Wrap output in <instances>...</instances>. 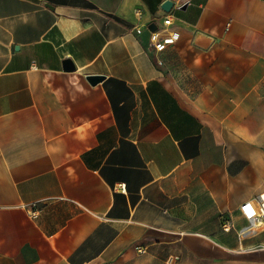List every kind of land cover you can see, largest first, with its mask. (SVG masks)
Returning <instances> with one entry per match:
<instances>
[{
  "label": "crops",
  "instance_id": "obj_1",
  "mask_svg": "<svg viewBox=\"0 0 264 264\" xmlns=\"http://www.w3.org/2000/svg\"><path fill=\"white\" fill-rule=\"evenodd\" d=\"M261 192L264 0H0V264H264Z\"/></svg>",
  "mask_w": 264,
  "mask_h": 264
},
{
  "label": "built area",
  "instance_id": "obj_2",
  "mask_svg": "<svg viewBox=\"0 0 264 264\" xmlns=\"http://www.w3.org/2000/svg\"><path fill=\"white\" fill-rule=\"evenodd\" d=\"M163 25V28L150 30L149 33V49L157 53L174 45L180 37V33L171 28L172 19L169 15H166L163 19ZM135 31L139 34L142 29L138 27ZM157 63L161 64L162 62L158 60ZM239 210L245 220L243 225L236 228V235L239 240L255 236L260 231L264 230V192L244 201L240 204ZM221 227L224 231H230L234 228L228 214L223 213L221 215ZM137 249L139 251L143 250L140 247H137Z\"/></svg>",
  "mask_w": 264,
  "mask_h": 264
},
{
  "label": "water",
  "instance_id": "obj_3",
  "mask_svg": "<svg viewBox=\"0 0 264 264\" xmlns=\"http://www.w3.org/2000/svg\"><path fill=\"white\" fill-rule=\"evenodd\" d=\"M172 5H173L172 2L166 1L162 5V8L165 11H169L170 8L172 7ZM64 69H66V70H72L73 69V64L71 63V61L69 59H66L64 61ZM86 78L91 84H96L97 82H99V81H101L103 79V76H100V75H89Z\"/></svg>",
  "mask_w": 264,
  "mask_h": 264
}]
</instances>
